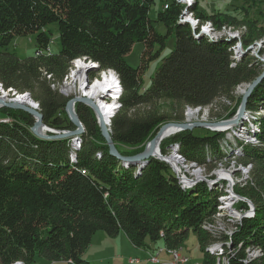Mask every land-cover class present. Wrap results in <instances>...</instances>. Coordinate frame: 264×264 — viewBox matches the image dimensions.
Listing matches in <instances>:
<instances>
[{"label": "trees", "instance_id": "trees-1", "mask_svg": "<svg viewBox=\"0 0 264 264\" xmlns=\"http://www.w3.org/2000/svg\"><path fill=\"white\" fill-rule=\"evenodd\" d=\"M242 1L248 7L242 6L246 14L239 17L221 11L208 14L198 10V2L187 6L168 0L153 20L154 0H0V83L6 90L29 92L50 128L73 130L76 126L66 111L71 97L53 85L62 84L79 57L97 62L99 71L113 69L122 93L121 106L111 119V136L121 154H137L169 121L159 111L160 101L179 106L174 117L184 120L182 109H203L217 102L215 107L225 106L235 101L240 85L263 73L264 61L254 57L251 46L264 38V8L258 10L260 16L248 14L249 6H263L264 0ZM185 11L199 19L196 27L184 20ZM154 21L163 22L167 33L158 32ZM205 21L215 29L247 31L240 38L211 39L201 33ZM53 22H58V51L50 47L52 31L46 29ZM28 34H36L37 50L22 57L10 44L16 36ZM171 34L174 47L145 86V69ZM137 41L145 49L140 66L133 67L126 54ZM238 41L239 54L234 48ZM259 55L264 56V48ZM241 101L242 96L220 118L234 116ZM76 111L84 133L79 139L53 140L33 132L36 119L29 112L0 108V264H31L37 256L58 264H92L82 254L98 230L110 235L123 231L135 247L166 252L183 248L194 233L203 253L201 264H217L208 248L219 240L227 249V242L234 247L231 256L224 251L228 264H264V78L249 97V119L236 128H244L255 141L211 129V134L201 136L194 128L167 136L160 145L163 154L174 148L197 165L230 153L250 165L249 179L235 185L241 197L235 207L246 213L251 206L242 198H247L255 212L235 222L227 234L210 230L226 194L223 181L183 186L165 160L152 156L123 162L110 154L93 109L78 103ZM256 247L263 254L250 257L248 250ZM140 261L135 257L128 262ZM149 261L161 262L150 257Z\"/></svg>", "mask_w": 264, "mask_h": 264}, {"label": "rangeland", "instance_id": "rangeland-1", "mask_svg": "<svg viewBox=\"0 0 264 264\" xmlns=\"http://www.w3.org/2000/svg\"><path fill=\"white\" fill-rule=\"evenodd\" d=\"M166 1L168 0H154V3L152 4L151 10H150V17L153 20H156L158 11L163 10V8H165L167 4L164 6V3ZM179 1L186 4L187 6L198 2V10L206 12L208 14L221 11V12H228L230 14H236L239 17L246 14L245 12L242 11L243 10L241 9L242 6L244 5L245 7H248L243 3L242 0H179ZM263 8H264V5L263 6H257V5L249 6L250 10H249L248 15L250 17L260 16V14L258 13V10L263 9ZM193 15H194L193 13L188 12L187 14L184 15L183 18L184 20L193 24L194 27H196L199 24V19H197L195 15L194 16ZM210 22L211 21H205L203 23L204 25L201 24L200 27H201V33L208 35L211 39H218L224 36L240 38L243 33L245 34L244 30L247 31V29H244V28L235 29L234 27H230V26H224L222 29H215L213 24ZM153 24L158 32L162 34L167 33V27L165 26L163 22L154 21ZM46 29L52 31V42L50 43V47L54 51H58L61 46L58 22H53L49 24ZM35 38H36V34L16 36L10 44V49L12 51H15L19 56H22V57L28 56V55H34L37 50V44H36ZM238 42L240 43V45L236 44L234 46L235 50L237 51V54L240 53L242 49V43L240 41ZM174 44H175V35L171 34L167 38L166 46L161 50V54L158 57L154 58L150 62L149 66L145 69V72L143 74L145 86H149L151 84L152 75L155 73L157 67L161 64L163 58L170 54L171 50L174 47ZM158 48H159V45L156 46L155 50H157ZM263 48H264V38L259 39L258 41H256L255 44L251 46L254 57H256V59H260L261 61H264V56L259 55V53H261V50ZM144 49H145V45L143 42H139V41L135 42L130 52L126 54L127 62L133 67H139L141 64ZM74 69L76 70L77 68L75 67ZM93 70L94 71L96 70V71L93 73ZM92 73L94 75H92ZM76 74H77L76 77H74L75 79L73 78L72 75L69 76L68 85H71L70 91H74L75 93L73 94L77 95L78 97H82L80 90L78 89L80 85L79 81L83 80V82H85L86 84L87 83L95 84V82L101 81V79L104 78L105 76L104 71H102L99 74V69H94V67L92 68L91 66H87L84 69V72L79 73V74L76 72ZM80 74H81V77H80ZM105 74L108 75V72H106ZM93 76L94 77L100 76V77L98 79H95ZM55 85L56 86L54 87L59 88L60 91L64 94L65 91H63L62 86H60V84H55ZM246 87H247V84L240 85L238 89L236 90L235 101L234 102L227 101V104L225 106L224 105L222 106L221 104V106L215 107L216 105L219 104V102H217V104H214L213 106L212 105L207 106L203 109L201 107H198V108L188 107L186 109H182L184 110L183 111L184 120H180V121L184 122L186 120H189L190 122H204V121H218V120L226 119V118H220V117L221 116L225 117V115L230 113V111L236 105L238 98L240 96L243 97V92L246 89ZM80 88H81V85H80ZM28 94L30 93L29 92L17 93L16 91L6 90L0 83V97H6L7 100L18 101L20 96H25V98H27L26 95ZM32 99L30 101L27 98V101L32 102L34 105L37 104L35 103L36 101ZM159 107H160L159 111L162 114H166L168 116L169 118L168 122L178 121L177 119H175L174 116H176L177 111L178 112L181 111V108L179 106H173V103L169 100H162L159 102ZM190 112L191 113L194 112L193 113L194 115L193 116L188 115L190 114ZM95 115H96V112H95ZM245 116L250 117V111L249 113L246 112ZM237 126L238 124H235L231 128L225 130V131H228L227 135H230L231 133L236 134V132L238 133V129H236ZM195 132L201 136L212 133V131H210L208 128H203V127H197L195 129ZM237 135L239 137H245L246 139L245 134H243V136H240V133H238ZM178 154H182V153L172 148L171 151H169V153L165 155L174 156L175 158H177L178 160L177 164L180 167V171L182 170L189 174H194V173H197V171H199L202 177H207L209 179L210 178L217 179V176H219V174H221L220 172H222L221 177L218 178L215 182L220 183L223 181L224 184L227 185L224 191L225 193H227L226 192L227 188H231L230 186H233V190H234L233 193L235 194L234 196L236 197H234L233 199V198H230V196H228L227 198L229 199H226V200H229L227 201L228 202L227 206L224 205L226 200H224L222 197L220 198L219 209L221 210V212L219 213V216L216 214V218L214 219V224L216 228L214 227V225L210 227V230L214 229L217 232L221 230H223V233L231 232L234 229L233 226H235V222L239 220V215L245 213L243 210L235 207L238 199H240L239 198L240 196L235 192V185L237 184L241 185L242 182H246L249 179L250 165H244L243 163H240L236 156L238 154L230 153L229 156L223 159H216V160L211 161L210 163L211 165L210 164L197 165L195 162L187 161L184 158V156H183L184 158L183 159L182 156H178ZM232 182L233 184H231ZM242 199L248 200L247 198H242ZM250 210L252 209L250 208ZM252 213H253L252 211L251 213L248 212L249 215H252ZM233 220L235 221L232 222ZM226 245L229 246L228 249L226 248L225 243L222 240H219L214 245L208 248L209 251L216 254L217 264H228L229 263L228 261L229 258L225 260L224 251H225V254L227 253L226 257H228V254L229 256H231V253L235 252L234 247L230 245L229 242H227ZM216 246L223 248L224 249L223 253H221L219 249H215ZM145 251H148V250L135 247L131 243L128 236L123 231H121L117 235H110L105 230H98L93 235L91 243L89 244L88 247H86L82 256L84 259L89 260L92 264H119V263L120 264H132V263H129L128 261L130 258H133V257L135 258L136 256H139V257L141 256V259L142 258L143 259L139 263H133V264H152L148 260V257L146 259L144 258ZM172 251H178V252H181L187 255L189 257L188 264H201L202 263L203 253L200 250V247L197 241V236L194 233H191L189 235L183 248L178 247L172 250L170 249L167 252L165 248L151 249L150 256L161 257V255H163L164 253L171 255ZM248 254L250 257H256V256H261L263 253L260 248L256 247V248H253L252 250L249 249ZM219 257H222V258L220 259ZM168 259H170V257ZM18 263L19 262H17V264ZM31 264H58V263L50 262L42 257L37 256L35 261L32 262Z\"/></svg>", "mask_w": 264, "mask_h": 264}, {"label": "water", "instance_id": "water-1", "mask_svg": "<svg viewBox=\"0 0 264 264\" xmlns=\"http://www.w3.org/2000/svg\"><path fill=\"white\" fill-rule=\"evenodd\" d=\"M185 14H187L186 11H185ZM94 69H99V67L98 66L94 67ZM263 78H264V71L256 79H254L252 82L247 84V87L243 92V97H242V101L240 103V106H239V108H238V110L234 116H232L230 118L218 120V121L190 122L189 120H186L184 122L183 121L167 122V123L163 124L162 126H160V128L156 132L155 136L145 144L143 151H141L137 154H134V155H123V154H121V152L118 150L115 142L112 139L110 128L107 124V121H106L104 115L102 114L101 109L99 108L98 104L89 97H78V96H76V97H72L68 101L66 111H67L70 119L72 120V122L76 126V128L73 130H56V129H53V128H50L49 126H47L44 123L43 114L41 113V111L37 107H35V105L32 102H30L32 99L30 94L26 95L28 100H30L29 101L30 103L28 101H25V100L24 101H20V100L12 101V100H7L6 97H0V108L5 106L8 108H12V109H22V110L29 112L36 119L35 124L32 127L33 132L39 137L56 140V139L66 138V137L79 138L84 133L85 127H84L83 123L81 122V120L78 116V113L76 111V104L84 103L96 111L97 116H98L99 121H100L99 126H100L101 132H102L103 136L105 137L107 144L109 146L110 154L117 157L119 160H121L123 162H133V163L143 162L144 160H146L152 156H155L157 158H160L162 160L169 162L171 164V166L173 167V170L176 172L177 171L176 166H174L171 163V161L169 160V157L166 156L165 154H163L161 151L160 144H161V141L163 140V138L170 136L174 133H177L179 131L186 130V129L193 130L194 128H197V127H203V128H208L211 130L225 131V130L231 128L233 125L239 124L240 121L245 118V113L247 112L248 100H249V97H250L253 89ZM168 128H174L176 130L171 131L167 135H164V132ZM216 180L217 179L210 180L207 177H198L197 176L195 178L183 179V182H184L183 186H194L201 181H205L207 183H209V182L214 183ZM247 201L250 204L251 209H252L249 211V213H251V211L254 213L255 207H254L252 201L250 199ZM246 215H249L248 212L240 214L239 219H241L242 217H244ZM20 263L22 264V262H19L18 264H20Z\"/></svg>", "mask_w": 264, "mask_h": 264}, {"label": "bare ground", "instance_id": "bare-ground-1", "mask_svg": "<svg viewBox=\"0 0 264 264\" xmlns=\"http://www.w3.org/2000/svg\"><path fill=\"white\" fill-rule=\"evenodd\" d=\"M194 16V15H193ZM192 22V20H191ZM208 23V22H207ZM193 25V24H192ZM204 25V24H203ZM194 27V25H193ZM238 45H240V43L238 42L237 43ZM236 51V50H235ZM237 53V51H236ZM239 54V53H238ZM87 66H91L92 68L93 67H97L98 66V63L95 62L94 60L92 59H88L86 57H79V58H76L73 60L72 62V65L70 67V71L68 73V75L65 77V79L63 80L62 84H60V86H62L63 88V91L64 94L66 96H68L69 98L71 97H76L77 95H74L73 93H75L74 91H70V86L71 85H68V79H69V76L72 75L73 78L76 77V72L79 74V73H82L84 72V69L87 67ZM77 68L76 70L74 68ZM76 71V72H75ZM104 71V78L101 79V81H97L95 82V84H86L85 82L82 81H79L80 85H81V88H80V85H79V90H80V93H81V96L82 97H89L91 98L92 100H94L99 108L101 109L102 111V114L104 115L106 121H107V124L110 128V125H111V119L113 117V115L115 114V112L119 109V107L121 106V102H120V95L122 93V86H121V82H120V77L119 75L113 70V69H106V70H101L99 71V74ZM95 71L93 70V73ZM106 72H108V75L105 74ZM73 73V74H72ZM92 73V75H94ZM87 74V73H86ZM97 74V73H96ZM50 78V76H48ZM80 77H81V74H80ZM84 77V76H83ZM94 77V76H93ZM100 77V76H99ZM99 77H94L95 79H98ZM75 79V78H74ZM87 79V78H86ZM77 80V79H76ZM89 80V79H88ZM73 81V80H72ZM53 86H56L55 84ZM19 98V97H18ZM20 101H27V98H25V96H20V98L18 99ZM14 101V100H13ZM37 103V102H35ZM39 107L38 103L35 104V107ZM37 107V108H38ZM249 113V111H247ZM194 113V112H193ZM190 112V116H193L194 114ZM97 115V113H96ZM246 119H249V116H245ZM8 120H10L8 118ZM98 121H99V118H98ZM100 122V121H99ZM237 128V127H236ZM176 129L174 128H168L165 132H164V135H167L169 134L171 131H175ZM245 129L243 128V130H238V133H240V136H243V134H245L246 136V139L247 140H250V141H255V138L252 137V136H249V134L244 131ZM110 131H111V128H110ZM236 132V135L238 134ZM231 135V134H230ZM235 135V134H234ZM79 139V138H78ZM167 156V155H166ZM178 156H182L181 154H178ZM169 157V160L171 161V163L176 166L177 168V171H176V174L178 175L179 179L183 182V179H189V178H195L197 177H202V175L200 174L199 171H197V173H194V174H189V173H186L185 171H180V167L178 166L177 162V158H175L174 156H168ZM183 158V156H182ZM184 159V158H183ZM221 174H219V176H217V179L221 177L222 175V172H220ZM201 175V176H200ZM210 180H213L210 178ZM184 183V182H183ZM210 183V182H209ZM233 184V182L231 183ZM231 188H227L226 190V194L224 196H222V198L224 200L226 199H229L227 198L228 196H230V198H233L236 197L234 196L235 194L233 193L234 190H233V186H230ZM232 196V197H231ZM239 197V196H238ZM241 198V197H239ZM229 200H226L224 205L227 206ZM221 212V210L217 213V215L219 216V213ZM249 212V211H247ZM246 212V213H247ZM173 253V255H172ZM171 253V257L170 259H175V256H176V251H172ZM226 259V258H225ZM153 262H158V259H152ZM149 262V261H148ZM160 263V262H159ZM165 264H167V261L164 262ZM163 263V264H164ZM157 264V263H155Z\"/></svg>", "mask_w": 264, "mask_h": 264}, {"label": "built area", "instance_id": "built-area-1", "mask_svg": "<svg viewBox=\"0 0 264 264\" xmlns=\"http://www.w3.org/2000/svg\"><path fill=\"white\" fill-rule=\"evenodd\" d=\"M93 111L96 112L94 109H93ZM96 117H97L98 124H100V122L98 121L97 115H96ZM149 257L151 259H160L157 256H149ZM166 261H167V264H188L189 257L187 255H185L184 253L176 251L175 259H166Z\"/></svg>", "mask_w": 264, "mask_h": 264}, {"label": "crops", "instance_id": "crops-1", "mask_svg": "<svg viewBox=\"0 0 264 264\" xmlns=\"http://www.w3.org/2000/svg\"><path fill=\"white\" fill-rule=\"evenodd\" d=\"M151 255V253H150V251H145V255H144V258L146 259L148 256H150ZM136 257H139V256H136ZM170 257V255L169 254H163V255H161V257H159L160 258V260H166V259H168ZM130 258V257H129ZM134 258V257H133ZM139 258H141V256L139 257ZM143 259V258H142ZM165 262V261H164ZM163 262V263H164ZM120 264V263H119Z\"/></svg>", "mask_w": 264, "mask_h": 264}]
</instances>
